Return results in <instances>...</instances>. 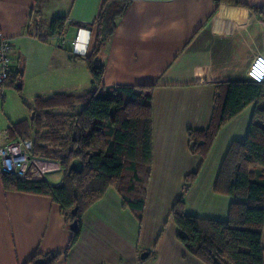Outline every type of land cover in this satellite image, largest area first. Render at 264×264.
Here are the masks:
<instances>
[{
	"label": "crops",
	"instance_id": "crops-1",
	"mask_svg": "<svg viewBox=\"0 0 264 264\" xmlns=\"http://www.w3.org/2000/svg\"><path fill=\"white\" fill-rule=\"evenodd\" d=\"M104 1L0 0V32L21 74L19 88L0 97L1 146L11 141L9 127L30 119L37 97L92 88L85 61L71 51L80 30L82 57L94 50ZM57 18L67 20L65 31L52 35ZM100 58L104 91L151 87L153 164L143 220L110 187L83 214L69 249L73 233L61 207L48 196L7 190L0 167V264H44L49 256H57L53 264H206L178 239L172 208L186 177L197 173L186 213L227 221L232 200L215 192L216 182L231 145L245 142L257 105L223 126L204 161L190 152L188 132L209 127L217 85L264 82V0H129Z\"/></svg>",
	"mask_w": 264,
	"mask_h": 264
},
{
	"label": "trees",
	"instance_id": "trees-1",
	"mask_svg": "<svg viewBox=\"0 0 264 264\" xmlns=\"http://www.w3.org/2000/svg\"><path fill=\"white\" fill-rule=\"evenodd\" d=\"M222 1L240 3V0ZM128 3L129 0H105L96 22L94 50L87 57L74 54L85 61L92 88L80 94L37 97L30 108L31 118L7 131L10 143L32 141V157L60 164L63 177L56 185L47 180L24 181L6 174L3 182L7 190L52 198L71 224L77 221L78 228L71 230L69 249L80 238L83 214L110 187L122 195L124 206L134 211L140 222L143 220L153 164L151 87L102 89L105 70L100 58L102 50ZM66 21L53 20L50 33H64ZM17 68L14 64L5 89L19 86L21 74ZM254 103L257 108L247 138L243 143L231 145L215 186L217 194L232 200L227 221L186 213L184 196L197 173L186 177L182 196L172 208L178 239L192 256L206 264H264V82L217 85L209 127L190 130L188 136L190 152L204 161L223 126ZM75 209L76 216L72 214ZM56 259L57 256H49L44 264H53Z\"/></svg>",
	"mask_w": 264,
	"mask_h": 264
},
{
	"label": "built area",
	"instance_id": "built-area-1",
	"mask_svg": "<svg viewBox=\"0 0 264 264\" xmlns=\"http://www.w3.org/2000/svg\"><path fill=\"white\" fill-rule=\"evenodd\" d=\"M82 30L73 41V54L85 56L79 51ZM12 44L10 40L0 32V97L5 91V84L8 82L13 66L15 64L12 56ZM32 141H21L0 145V167L3 174L14 176L24 181L47 180L52 174L61 171V166L57 162L32 157Z\"/></svg>",
	"mask_w": 264,
	"mask_h": 264
},
{
	"label": "rangeland",
	"instance_id": "rangeland-1",
	"mask_svg": "<svg viewBox=\"0 0 264 264\" xmlns=\"http://www.w3.org/2000/svg\"><path fill=\"white\" fill-rule=\"evenodd\" d=\"M38 24H39V22H38ZM7 89H5V91H6ZM7 93V92H6ZM5 93V94H6ZM7 100H9L10 99V94L8 93L7 94ZM21 103H23V101L21 100L20 101ZM25 109L26 110H28V107L27 106H25ZM28 112H30L29 110H28ZM30 118H31V115H30ZM63 177V175H62V173L61 172H57V173H55V174H52L50 177H49V182L50 183H53V184H56V183H59V181L61 180V178Z\"/></svg>",
	"mask_w": 264,
	"mask_h": 264
},
{
	"label": "water",
	"instance_id": "water-1",
	"mask_svg": "<svg viewBox=\"0 0 264 264\" xmlns=\"http://www.w3.org/2000/svg\"><path fill=\"white\" fill-rule=\"evenodd\" d=\"M75 167H76V166L73 165V168H75ZM72 214H73L74 216H76V214H77V209H75V210L72 212ZM77 228H78V223H77V221L73 222V223L70 225V229H71L72 231L76 230ZM146 257H147V255H143V256H142L143 259H145Z\"/></svg>",
	"mask_w": 264,
	"mask_h": 264
}]
</instances>
